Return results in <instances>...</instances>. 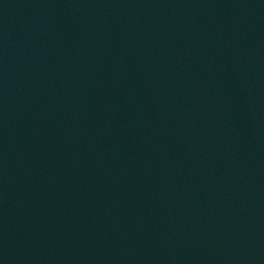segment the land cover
<instances>
[{
	"label": "water",
	"instance_id": "water-1",
	"mask_svg": "<svg viewBox=\"0 0 264 264\" xmlns=\"http://www.w3.org/2000/svg\"><path fill=\"white\" fill-rule=\"evenodd\" d=\"M0 264H264V0H0Z\"/></svg>",
	"mask_w": 264,
	"mask_h": 264
}]
</instances>
